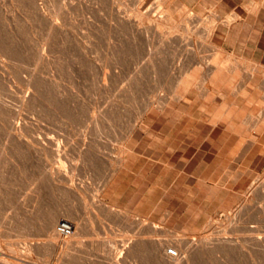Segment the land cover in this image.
<instances>
[{"label": "rangeland", "instance_id": "374dc122", "mask_svg": "<svg viewBox=\"0 0 264 264\" xmlns=\"http://www.w3.org/2000/svg\"><path fill=\"white\" fill-rule=\"evenodd\" d=\"M141 1L0 0V264H264V59L206 34L242 24L264 0ZM210 101L251 134L246 157L223 152L233 161L220 173L225 201L202 212L188 196L196 167L156 137L175 136L183 112L199 117ZM146 156L154 167L134 183Z\"/></svg>", "mask_w": 264, "mask_h": 264}, {"label": "crops", "instance_id": "0c3cea01", "mask_svg": "<svg viewBox=\"0 0 264 264\" xmlns=\"http://www.w3.org/2000/svg\"><path fill=\"white\" fill-rule=\"evenodd\" d=\"M247 11L246 13L248 14L245 18H241L243 19L242 24H228L225 28L217 26L211 39H216L221 49H229L234 54L241 50L242 54L246 52L251 54V56L242 55L245 58L251 60L264 59V4L258 6L256 10ZM248 20L253 22L249 30L243 34L241 33L243 26ZM259 22H263V24L258 26ZM232 30H235V32L232 33ZM255 55L258 56L256 57ZM179 103L181 105L180 108H182L184 104L182 102ZM166 106L171 107L170 102ZM166 106L164 107L165 109L163 108V113L166 112ZM205 108L207 110L210 109V111L199 117L193 116L189 112H183L179 118H182V120H178L180 127L175 136H170V133L161 131L157 135L161 138L156 137L160 139L159 146L168 157L178 154L176 162L186 167H196L198 172L197 176H195L197 189L194 194L188 196L190 199L193 198L195 202L193 205L202 212H205L203 208L208 210L212 207L213 210H217L225 201L227 193L222 191L227 188V185L226 183L225 185L219 184V181L221 179L220 173H226L228 167L233 163L232 159H227V155L231 154L232 157H236L237 154L244 152L243 157H246L247 151H249L247 136L244 133L229 129V119L220 117L217 114L218 106L213 110L212 102L210 101L206 102ZM148 115L154 116L156 113L150 111ZM215 118H217V121H215ZM147 142V146L150 147L151 139L147 138ZM227 148H229L228 154H223ZM244 148L247 151H244ZM150 159V157L146 156L141 168L133 173L134 176L131 181L134 180V183L136 180L147 181V176L154 167V165L151 166ZM162 163L166 165L165 169L168 171L169 166H167V163L165 161ZM146 165L149 168V172H145L146 174L144 175L142 170ZM193 187L194 185H190L188 188L192 189ZM138 189L139 185L135 184L133 190L130 191L132 199L138 197ZM148 197H151L150 193L146 198ZM179 199L183 200L184 198L179 197ZM146 203H151V200H146Z\"/></svg>", "mask_w": 264, "mask_h": 264}, {"label": "bare ground", "instance_id": "6f19581e", "mask_svg": "<svg viewBox=\"0 0 264 264\" xmlns=\"http://www.w3.org/2000/svg\"><path fill=\"white\" fill-rule=\"evenodd\" d=\"M140 1H141V0H140ZM111 3H112V2H111ZM111 3H110V4H111ZM117 3H118V2H117ZM141 3H143V2L141 1ZM154 3H155V2H154ZM115 6H116V5H115ZM158 6H159V5H158ZM117 7H118V6H117ZM138 8H139V7H138ZM110 9H111V8H110ZM123 9H124V8H123ZM125 9H126V8H125ZM125 9H124V10H125ZM112 10H113V9H112ZM124 10H122V11H124ZM117 11H118V10H117ZM119 12H121V10H120ZM119 12H118V13H119ZM125 12H126V11H125ZM123 13H124V12H123ZM139 14H140V13H139ZM145 14H146V13H145ZM121 15H122V12H121ZM137 15H138V13H137ZM137 15H135V16H137ZM192 15H193V14H192ZM109 16H110V15H109ZM189 16H190V15H189ZM194 16H196V15H194ZM116 17H117V16H116ZM118 17H119V16H118ZM191 17H192V16H191ZM236 17H237V16H236ZM125 18L130 22V21H133V18H134V17H133V15H132V13H127V14L125 15ZM147 18L149 19L150 17H146V19H147ZM109 19H110V18H109ZM120 19H122V18L120 17ZM135 19H136V18H135ZM169 19H170V18H169ZM122 20H123V19H122ZM136 20H137V19H136ZM137 21H139V20H137ZM140 21H141V20H140ZM191 21H192V18H191ZM159 22H160V21H159ZM188 22H189V21H188ZM157 23H158V22H157ZM162 23H163V22H162ZM211 23H212V22H211ZM211 23H210V24H211ZM116 24H117V23H116ZM121 24H122V21H121ZM123 24H124V23H123ZM123 24H122V25H123ZM125 24H126V23H125ZM130 24H131V23H130ZM141 24H142V23H141ZM141 24H140V25H141ZM146 24H147V23H146ZM189 24H190V23H189ZM118 25H119V24H118ZM155 25H156V24H155ZM157 25L163 26V25H161V24H159V23H158ZM192 25H193V24H192ZM112 26H113V24H112ZM124 26H125V25H124ZM129 26H130V25H129ZM131 26H132V25H131ZM133 26H134V25H133ZM141 26H142V25H141ZM118 27H119V26H118ZM137 27H138V26H137ZM158 27H159V26H158ZM186 27H187V26H186ZM206 27H207V26H206ZM216 27H217V26H216ZM148 28H150V26H147V25L145 26V25H144V29H148ZM164 28H165V27H164ZM172 28H173V27H172ZM190 28H191V27H190ZM117 29H118V28H117ZM117 29H116V30H117ZM127 29H128V28H127ZM133 29H134V27H133ZM158 29H159V28H158ZM160 29H161V28H160ZM214 29H215V28H214V25H213V24L209 25V26L207 27V29H206V34H207L208 36H210L211 34L213 35ZM112 30H113V29H112ZM129 30H130V28H129ZM153 30H154V29H153ZM170 30H171V28H170ZM173 30H174V29H173ZM188 30H189V29H187V31H188ZM135 31H136V30H135ZM174 31H175V30H174ZM174 31H172V32H174ZM191 31H192V30H191ZM146 32H147V31H146ZM151 32H152V29H151ZM170 32H171V31H170ZM175 32H177V31H175ZM183 32H184V31H183ZM134 33H135V32H134ZM134 33H133V34H134ZM156 33H157V32H156ZM187 33H188V32H187ZM143 34H145V33L143 32ZM148 34H150V33H148ZM158 34H159V33H158ZM171 34L173 35V33H171ZM177 34L180 35V33H177ZM202 34H203V33H202ZM106 35H107V34H106ZM169 35H170V33H169ZM185 35H186V34H184L183 36H185ZM188 35H189V34H187V36H188ZM128 36H129V35H128ZM160 36H161V35H160ZM173 36H174V35H173ZM180 36H181V35H180ZM180 36H179V38H181ZM187 36H186V37H187ZM192 36H193V34H192ZM88 37H89V36H88ZM133 37H134V36H133ZM149 37H150V36H148V38H149ZM151 37H152V36H151ZM167 37H168V34H167ZM170 37H172V36H170ZM186 37H185V38H186ZM194 37H195V36H194ZM152 38H153V37H152ZM152 38H149V39H150V42L152 41V40H151ZM155 38H156V36H155ZM176 38H177V37H176ZM190 38H191V37L188 36L186 40H189ZM206 38H207V37H206ZM161 39H162V38H161ZM154 40H156V39H154ZM158 40H159V39H158ZM163 40H164V39H163ZM165 40H166V39H165ZM169 40H171V38H170ZM184 40H185V39H184ZM147 41H148V40H147ZM156 41H157V40H156ZM181 41H182V40H181ZM181 41H180V42H181ZM191 41H193V40H191ZM191 41H188V42H191ZM115 42H116V41H115ZM141 42H142V40H141ZM152 42H153V41H152ZM154 42H155V41H154ZM154 42H153V44H154ZM160 42H161V41H160ZM170 42H171V41H170ZM173 42H174V40H173ZM180 42H178V43L180 44ZM185 42H186V41H185ZM201 42H202V41H201ZM88 43H90V42H88ZM112 43H113V42H112ZM143 43H144V42H143ZM158 43H159V42H157V44H158ZM197 43H198V42H197ZM161 44L165 46L164 41H162ZM170 44H171L170 46H172V43H170ZM183 44H184V43H182V46H183ZM186 44H187V42H186ZM191 44H192V42H191ZM1 45H2V44H1ZM159 45H160V44H159ZM173 45H174V44H173ZM147 46H148V45H147ZM178 46H179V45H178ZM180 46H181V45H180ZM189 46H190V44H189ZM148 47H149V46H148ZM165 47H166V46H165ZM175 47H176V44H175ZM187 47H188V46H187ZM190 47H191V46H190ZM155 48H156V46H155ZM217 49H218V48H217ZM171 50H172V49H171ZM115 51H116V50H115ZM178 51H179V50H178ZM181 51H182V50H181ZM219 51H220V49H219ZM221 51H222V50H221ZM165 52H166V51H165ZM170 52H171V51H170ZM159 53H160V52H159ZM219 54H220V53H219ZM219 54H218V55H219ZM221 55H222V54H221ZM216 56H217V54H216ZM229 56H230V54H229ZM231 56L234 57L235 55H234V56L231 55ZM42 57H43V56H42ZM218 57H219V56H218ZM226 57H227V56H226ZM212 58H213V57H212ZM216 58H217V57H216ZM216 58H213V59H216ZM227 58H228V57H227ZM236 58H237V57H236ZM236 58H235V61H236ZM220 59H221V58H219L217 61H219ZM223 59H225V58H223ZM228 59H229V58H228ZM230 59H232V58H230ZM153 61H155V60H153ZM211 61H212V60H211ZM211 61H209V62H211ZM213 61H214V60H213ZM213 61H212V63H213ZM220 61L222 62L223 60H220ZM226 61H227V60H226ZM229 61H230V60H229ZM196 62H197V61H196ZM221 62H220V63H221ZM214 63H215V61H214ZM222 63H224V61H223ZM226 63H227V62H226ZM228 63H229V62H228ZM248 63H249V62H248ZM190 64H191V63H190ZM215 64H216V63H215ZM224 64H225V63H224ZM257 64H258V63H257ZM221 65H222V64H221ZM221 65H220V66H221ZM227 65H228V64H227ZM260 65H261V64H260ZM185 66H186V65H185ZM212 66H213V65H212ZM217 66H218V65H217ZM236 66H237V64H236ZM181 67H182V66H181ZM215 67H216V66H215ZM224 67H228V66H225V65H224ZM182 68H183V67H182ZM182 68H181V69H182ZM207 68H208V67H207ZM209 68H210V67H209ZM209 68H208V69H209ZM221 68H223V66H222ZM221 68H219V67L217 68V69H218V70H217V73H218L219 71H222ZM229 68H230V67H229ZM248 68H249V67H248ZM253 68H254V67H253ZM183 69H185V71H187L186 68H183ZM183 69H182V71H183ZM231 69H232V68H231ZM201 70H202V69H201ZM223 70H224V69H223ZM237 70H238V69H237ZM237 70L235 69L236 72H237ZM254 70H255V69H254ZM238 71H239V70H238ZM240 71H241V70H240ZM245 71H246V70H245ZM260 71H261V70H260ZM155 72H156V71H155ZM209 72H210V70H209ZM212 72H213V70H212ZM212 72H211V73H212ZM233 72H234V71H233ZM255 72H257V70H256ZM181 73H182V72H181ZM181 73H180V74H181ZM185 73H186V72H185ZM238 73H239V72H238ZM238 73H237V74H238ZM249 73H250V72H249ZM183 74H184V71H183ZM219 74H220V73H219ZM234 74H236V73L234 72ZM252 74H254V72H253ZM189 75H190V73H189ZM238 75L240 76L241 73L238 74ZM262 75H263V74H262ZM214 76H215V75H214ZM214 76H213V77H214ZM234 76H235V75H234ZM242 76H243V74H242ZM242 76H241V77H242ZM250 76H251V74H250ZM253 76H254V75H253ZM263 76H264V75H263ZM179 77H180V76H179ZM204 77H205V76H204ZM243 77H244V76H243ZM191 78H192V77H191ZM211 78H212V77H211ZM215 78H216V77H215ZM237 78H238V77H237ZM193 79H194V77H193ZM205 80H206V79H205ZM212 80H213V79H212ZM216 80H217V79H216ZM236 80H237V79H236ZM136 81H137V80H136ZM178 81H180V80H178ZM189 82H190V86H191V81H189ZM212 82H213V81H212ZM212 82H211V83H212ZM214 82H215V81H214ZM250 82H251V81H249L248 83H250ZM263 82H264V81H263ZM5 83H6V82H5ZM178 83H179V82H178ZM200 83H201V82H200ZM202 83H203V82H202ZM227 83H228V82H227ZM239 83H240V82H239ZM6 84H7V83H6ZM8 84H10V83H8ZM187 84H188V83H187ZM212 84H213V83H212ZM241 84H242V83H241ZM241 84H239V85L241 86ZM252 84H253V82H252ZM182 85H183V84H182ZM200 85H202V84H200ZM226 85H227V84H226ZM237 85H238V84H237ZM237 85H236V86H237ZM253 85H254V84H253ZM175 86H178L177 83L175 84ZM186 86H187V85H186ZM190 86H189V87H190ZM227 86H228V85H227ZM247 86H248V85H247ZM172 87H174V86H172ZM241 87H242V86H241ZM244 87H245V85H244ZM249 87H250V86H249ZM251 87H252V86H251ZM131 88H132V87H131ZM176 88H177V87H176ZM176 88H174V89H176ZM186 88H187V87H186ZM193 88H194V87H193ZM202 88H203V87H202ZM222 88H223V87H222ZM238 88H239V86H238ZM180 89H181V87H180ZM191 89H192V88H191ZM198 89H200V88H198ZM239 89H240V88H239ZM137 90H138V89H137ZM172 90H173V89H172ZM186 90H187V89H186ZM231 90H232V89H231ZM231 90H230V91H231ZM234 90H235V89H234ZM234 90H233V91H234ZM236 90H237V89H236ZM236 90H235V91H236ZM207 91H209V90H207ZM216 91H217V90H216ZM171 92H172V91H171ZM171 92H170V94H171ZM191 92H192V91H191ZM194 92H195V91H194ZM201 92H203V94H206V93H204L203 89H202V91H200V93H201ZM231 92H232V91H231ZM236 92H237V91H236ZM236 92H235L234 94H236ZM239 92H240V91H239ZM132 93H133V92H132ZM196 93H198V92H196ZM237 93H238V92H237ZM133 94H134V93H133ZM172 95H173V93H172ZM201 95H202V93H201ZM231 95L234 96L233 94H231ZM231 95H229V96H231ZM177 96L179 97V95H177ZM177 96L175 95V98H176ZM206 96H207V95H206ZM232 96H231L230 98H233ZM150 97H151V96H150ZM171 97H172V96H171ZM201 97H202V96H201ZM180 98H181V97H180ZM177 99H179V98H177ZM165 100L168 101V98L165 99ZM165 100L162 99L161 101H164V102H165ZM206 100H207V99H206ZM225 100L227 101L228 98L225 99ZM230 100H231V102H233L232 99H230ZM153 101H154V100H153ZM150 103H151V102H150ZM152 103H153V102H152ZM152 103H151V104H152ZM154 103H155V102H154ZM159 103H160V102H159ZM159 103L157 102V104H159ZM162 103H163V102H162ZM222 103H223V102H222ZM146 104H147V103H146ZM151 104H150V106H151ZM223 104H224V103H223ZM228 104H229V103H228ZM232 104H233V103H232ZM221 105H222V104H221ZM224 105H227V102H226ZM152 106H153V105H152ZM164 106H166V105H164ZM229 106H230V105H229ZM232 106H233V105H232ZM234 106H235V105H234ZM166 107H167V106H166ZM220 107H221V106H220ZM222 107H223V108H221V109H224V106H222ZM148 108H149V107H148ZM161 108H163V107L161 106ZM225 108H226V107H225ZM234 108H235V107H234ZM237 108H238V107H237ZM164 109H165V108H164ZM218 109H219V108H218ZM243 109H244V108H243ZM243 109L241 110L242 112H244ZM161 110H162V109H161ZM137 111H138V110H137ZM147 111H148V110H147ZM221 111H222V110H221ZM223 111H224V110H223ZM232 111H233V110H232ZM140 112H141V111H140ZM219 112H220V111H219ZM228 112H229V111H228ZM143 113H144V112H143ZM224 113H225V112H224ZM238 113H239V112H238ZM240 113H241V112H240ZM213 114H214V113H213ZM217 114H218V113H217ZM217 114H216V115H217ZM225 114H226V116H228L227 113H225ZM253 114H254V113H252V115H253ZM140 116H141V115H140ZM143 116H144V114H143ZM143 116H142V118H143ZM145 116H146V115H145ZM217 116H218V115H217ZM222 116H224V115H222ZM229 116H230V115H229ZM213 118H214V117H213ZM233 118H234V117H233ZM246 118H247V117H246ZM141 120H142V119H141ZM218 120H220V119H218ZM244 120H245V119H244ZM246 120H247V119H246ZM246 120H245V121H246ZM212 121H213V120H212ZM215 121H217V118H215ZM232 121H233V120H232ZM248 121H249V119H248ZM248 121H247V122H248ZM255 121H256V120H255ZM136 122H137V121H136ZM235 122H236V121H235ZM238 122H239V121H238ZM249 122L251 123V121H249ZM139 123H140V122H139ZM139 123H138V124H139ZM215 123H216V122H215ZM250 123H249V125H250ZM212 124H213V123H212ZM247 124H248V123H247ZM226 125H227V124H226ZM226 125H225V127H226ZM229 125H230V124H229ZM133 126H135V125H133ZM136 126H137V125H136ZM228 127H229V126H228ZM237 127H238V126H237ZM251 128H254V126L251 127ZM229 129H230V128H229ZM231 129H232V127H231ZM238 129H239V127H238ZM238 129H237V130L235 129V130H236V131H239L240 129H239V130H238ZM130 133H131V132H130ZM238 133H240V132H238ZM241 133H242V132H241ZM249 133H250V132H249ZM250 134H251V133H250ZM250 134H249V135H250ZM241 135H242V134H241ZM249 135H248V137H250ZM248 137H247V139H248ZM249 139H251V138H249ZM123 155H124V153H123ZM121 164H122V163H121ZM260 182H261V181H260ZM249 192H250V191H249ZM55 215H56V214H55ZM55 218H56V217L54 216V219H55ZM52 219H53V218H52ZM54 219H53V220H54ZM53 220H52V221H53ZM58 220H59V219H58ZM50 221H51V220H50ZM48 222H49V221H48ZM60 222H63V221H60ZM51 223H53V222H51ZM48 224H49V223H48ZM53 224H54V223H53ZM53 224H52V225H53ZM52 225L50 224V226H52ZM59 225H60V224H59ZM48 226H49V225H48ZM52 227H53V226H52ZM54 232H55V231H54ZM57 233H58V232H57ZM56 236H57V235H56ZM59 236H60V235H59ZM59 236H58V237H59ZM58 237H57V238H58ZM55 238H56V237H55ZM66 242H67V240H66ZM66 242H65V243H66ZM81 242H82V241H81ZM154 242H155V241H154ZM68 243H69V242H68ZM68 243H67L66 245L69 246ZM63 244H64V243H63ZM153 245H154V243H153ZM74 246H75V245H74ZM74 246H73V247H74ZM78 246H79V245H78ZM161 246H162V244H161ZM163 246H164V245H163ZM187 246H188V245H187ZM197 247H198V246H197ZM126 248H127V247H126ZM128 248H129V247H128ZM153 248H154V247H153ZM161 248H162V247H161ZM161 248H160V249H161ZM66 251H67V250H66ZM164 251H165V250H164ZM167 255H168V254H167ZM168 257L172 258L173 260L176 259V257H172V256H169V255H168ZM166 260H167V259H166ZM176 260H177V259H176ZM170 261H171V259H170ZM174 262H175V261H174ZM179 262H180V261H179ZM171 263H172V262H171ZM175 263H176V262H175ZM177 263H178V261H177Z\"/></svg>", "mask_w": 264, "mask_h": 264}, {"label": "built area", "instance_id": "2783aa9c", "mask_svg": "<svg viewBox=\"0 0 264 264\" xmlns=\"http://www.w3.org/2000/svg\"><path fill=\"white\" fill-rule=\"evenodd\" d=\"M74 229V226L70 222L63 221L61 224L57 227V231L62 235H70L72 234ZM167 254L172 257L179 256V252L177 249L170 247L167 249Z\"/></svg>", "mask_w": 264, "mask_h": 264}]
</instances>
